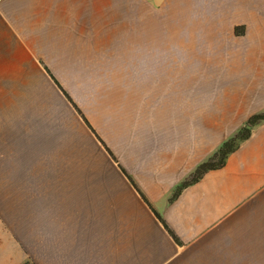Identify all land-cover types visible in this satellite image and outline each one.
I'll return each instance as SVG.
<instances>
[{
	"label": "crops",
	"instance_id": "0c3cea01",
	"mask_svg": "<svg viewBox=\"0 0 264 264\" xmlns=\"http://www.w3.org/2000/svg\"><path fill=\"white\" fill-rule=\"evenodd\" d=\"M264 0H0V264H264Z\"/></svg>",
	"mask_w": 264,
	"mask_h": 264
},
{
	"label": "trees",
	"instance_id": "16d2710c",
	"mask_svg": "<svg viewBox=\"0 0 264 264\" xmlns=\"http://www.w3.org/2000/svg\"><path fill=\"white\" fill-rule=\"evenodd\" d=\"M263 119L264 112L253 115L244 127L226 140L209 160L205 161L197 168L196 176L199 177V175L208 169L222 166L228 154L238 146L241 140L250 135L252 126Z\"/></svg>",
	"mask_w": 264,
	"mask_h": 264
}]
</instances>
